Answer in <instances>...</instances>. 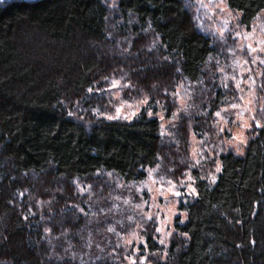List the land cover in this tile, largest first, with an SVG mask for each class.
Listing matches in <instances>:
<instances>
[{
  "label": "trees",
  "instance_id": "obj_1",
  "mask_svg": "<svg viewBox=\"0 0 264 264\" xmlns=\"http://www.w3.org/2000/svg\"><path fill=\"white\" fill-rule=\"evenodd\" d=\"M225 2L246 28L264 17V0ZM117 14L120 53L111 56L102 51L110 35L104 0H0V264H120L118 239L90 240L116 218L94 216L113 212L117 180L142 182L155 166L172 181L191 170L196 194L179 203L164 258L154 226L142 227L139 250L150 264H264V125L242 154L213 151L195 169L189 131L214 134L212 114L224 104L215 69L207 73L212 39L185 0H117ZM113 70L149 97L130 120L94 112L103 102L88 89ZM180 83L204 86L201 113L191 123L181 115L164 139L157 106L170 117L175 99L165 94Z\"/></svg>",
  "mask_w": 264,
  "mask_h": 264
},
{
  "label": "rangeland",
  "instance_id": "obj_2",
  "mask_svg": "<svg viewBox=\"0 0 264 264\" xmlns=\"http://www.w3.org/2000/svg\"><path fill=\"white\" fill-rule=\"evenodd\" d=\"M104 2L109 12L108 31L110 35L102 51L116 56L120 51L113 41L121 42L119 35L115 32L116 23H119L117 0H104ZM185 5L197 30L213 41L216 53L207 73L210 75L209 71L215 69L214 74L224 93V104L212 114L211 124L214 134L208 132L200 138L197 134H193L189 127L190 144L186 156L189 159L187 162L196 169L201 166V163L217 157L213 151H216L217 155L226 150L242 154L254 128L264 125V64L259 62L264 59V52H256L250 56L246 48L241 50V45L251 44L255 48L257 41L264 40V17L258 14L250 27L246 28L240 23V14L229 9L225 0H185ZM221 9L224 10L221 11ZM236 33L241 35L234 38ZM245 36L248 38L245 39ZM147 43L151 44V39H148ZM261 46L264 47V45ZM254 57H258L255 64L252 63ZM113 82L116 83V87H112ZM203 87L202 84L197 83H180L174 91L166 92V97L175 99V108L171 116L166 117L165 110L158 104L159 110L155 114L160 120L164 139L171 137L172 129L181 115L189 119L190 123L191 116L200 115L199 103L196 104L195 101L196 98L201 100V97L197 96L200 95ZM88 94L100 97L103 102L101 108L94 111L95 113L106 118L112 117L111 119L120 120L134 118L142 108L147 107L149 100L147 93L130 80L122 70H113L109 75L99 78ZM145 100H147L146 103ZM117 108L120 109L119 113H117ZM147 112L152 113V110L148 109ZM217 112L220 113L219 116L216 115ZM217 167L219 166L216 160L214 171L208 174L209 178L213 179L216 176ZM163 168L166 169L165 165ZM159 172L160 168L156 166L150 168L145 180L139 183L126 184L117 180L118 190L113 199L116 202L112 206L113 212L101 210L100 215L94 216L97 222L108 216L116 218L114 226L102 230L97 236L92 235L90 240L93 245L95 242L118 239L119 244L125 249L120 264H133V262L142 264V257L144 258L143 264H150V254L145 252L143 255L139 250V246L145 243L141 230L145 229L142 227L146 224L154 226L155 238L162 246L160 256L164 258L174 232V218L179 214L178 205L181 201L193 198L196 194V190L192 192L188 187L191 184L192 188H195L191 170H188L177 181H172L168 177H162V179ZM168 181L176 185L174 190H169L171 186ZM181 181H183V186H181ZM78 188L80 192L85 190L81 185ZM149 189H151L150 192ZM173 191H179L181 195L175 196ZM160 192H163V197L160 196ZM105 201L110 203L108 198H104V204ZM102 204L101 201L98 205L103 208L105 205L102 206ZM149 216L152 219H148ZM181 216L184 217L183 214ZM128 222L134 225L133 228L126 233H119L118 231L122 229L119 227L124 224L127 229L126 223ZM157 228H160L159 232Z\"/></svg>",
  "mask_w": 264,
  "mask_h": 264
},
{
  "label": "snow or ice",
  "instance_id": "obj_3",
  "mask_svg": "<svg viewBox=\"0 0 264 264\" xmlns=\"http://www.w3.org/2000/svg\"><path fill=\"white\" fill-rule=\"evenodd\" d=\"M223 10H224V9H221V11H223ZM240 35H241L240 33H236V35H235L234 38L239 37ZM244 38L247 39L248 37L245 36ZM261 45H264V40H259V41H257V47H255V48L252 47L251 44L241 45V50H244V49L246 48L248 54L251 56L253 53H256V52H264V47H262ZM257 59H258V57H254V58L252 59V63L255 64V63L257 62ZM259 62H260V64H264V59L259 60ZM245 63H247V61H245ZM233 79H235V77H233ZM253 82H254V81H253ZM116 86H117L116 83L113 82L112 87H116ZM226 86H227V85H225V87H226ZM237 87H239L238 84H237ZM88 91L91 92L92 89L89 88ZM146 102H147V100H145V103H146ZM233 106H235V105H233ZM119 111H120V109L117 108V113H119ZM70 114H71V113H70ZM151 114H152V113L149 112V115H151ZM216 115L219 116L220 113L217 112ZM108 118L111 119L112 117H108ZM197 163H199V161H197ZM216 171L219 172V171H220V168L217 167ZM168 183H169V185L171 186L169 190H170V191L174 190L175 187H176V185L173 184L172 181H168ZM181 186H183V181H181ZM188 187L191 188L192 192H195V188H192L191 184H189ZM148 191L150 192L151 189H149ZM173 194H174L175 196H179V195H181V193H180L179 191H173ZM160 196L163 197V192H160ZM148 219H152V217L149 216ZM156 230H157V232H159V231H160V228H157ZM161 243H162V241H161ZM143 259H144V258L142 257V258H141V262H142V264H143ZM133 264H135V262H133Z\"/></svg>",
  "mask_w": 264,
  "mask_h": 264
}]
</instances>
